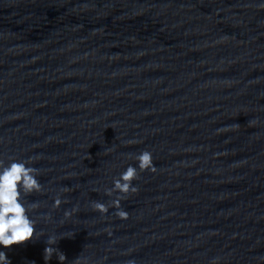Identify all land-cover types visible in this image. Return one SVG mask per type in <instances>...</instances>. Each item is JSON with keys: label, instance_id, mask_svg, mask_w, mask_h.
<instances>
[{"label": "water", "instance_id": "95a60500", "mask_svg": "<svg viewBox=\"0 0 264 264\" xmlns=\"http://www.w3.org/2000/svg\"><path fill=\"white\" fill-rule=\"evenodd\" d=\"M11 159L42 185L11 264H264V0H0Z\"/></svg>", "mask_w": 264, "mask_h": 264}, {"label": "clouds", "instance_id": "9594fccd", "mask_svg": "<svg viewBox=\"0 0 264 264\" xmlns=\"http://www.w3.org/2000/svg\"><path fill=\"white\" fill-rule=\"evenodd\" d=\"M136 160L137 167L129 165L120 173L119 178L114 179L113 191L124 194L129 191L135 192L137 189L132 181L136 178L137 168L156 171L151 152H141L136 156ZM37 173L36 168L23 160L11 159L8 163L0 162V247L21 244L33 237L35 222L29 216V206L24 203V197L41 190L42 185L37 179ZM55 203L59 204L60 201L57 200ZM96 207L102 212L108 211L102 203H97ZM111 207L120 208L118 198L112 201ZM117 214L122 219L127 218L126 211L119 210ZM0 264H11L4 251H0Z\"/></svg>", "mask_w": 264, "mask_h": 264}]
</instances>
